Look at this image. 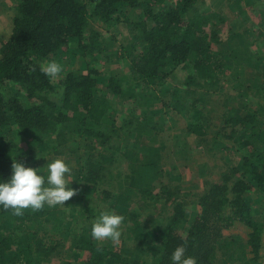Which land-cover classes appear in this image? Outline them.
Here are the masks:
<instances>
[{"label": "trees", "instance_id": "trees-1", "mask_svg": "<svg viewBox=\"0 0 264 264\" xmlns=\"http://www.w3.org/2000/svg\"><path fill=\"white\" fill-rule=\"evenodd\" d=\"M163 1L15 0L11 34L0 43V181L10 178L14 161L37 169L45 163L39 162L38 154L49 148L50 141L56 142L57 148V143L63 146L74 138L89 152L88 160L78 169V178L93 192L101 188L107 177L104 172L121 155L133 158L137 164L131 167L124 183L119 176L108 211L94 214L85 197L83 201L79 199L85 202L81 210H86L90 221L79 232H72L73 222L66 220L65 211L57 206H45L39 211L26 209L21 216L0 206V264H43L60 255L64 245L62 235L71 233L74 257L80 264H171L172 253L181 245H186V256L194 257L197 264H264L263 102L258 108L246 107L245 115L231 116L227 121L236 123L234 128H228L229 124L227 129L222 127L237 150L246 148L249 153L242 158L238 177H234V170L221 183L205 184L199 195L202 212L192 222L187 224L183 201L174 199L173 211L164 223L156 224L152 231L136 225L142 245L138 248L140 255L131 259L114 242L101 243L91 236L93 218L103 212L122 215L124 222L139 217V212L130 207L137 196L144 207L148 206L146 195L152 196V185L161 172L153 156L160 149L148 147L141 138L159 139L162 125L154 120V114L146 112L138 116L131 109L118 123L115 103L132 99L142 102V85L163 82L177 67L189 70L185 82L188 86L219 87L228 62L236 49H241V45L227 49L222 46V25L226 19L222 14L203 12L200 6L206 0ZM133 10L141 12L138 20L129 23L140 50L130 53L128 72L112 69L104 73L97 67L99 59L108 63L111 54L117 53H106L108 47L92 24L114 25ZM133 44L123 45L124 50H133L136 47ZM64 56L72 62L78 59L81 65L68 71L58 85L41 71V65L44 60L50 62ZM255 56L253 52L248 58ZM259 61L264 63V54L256 59V63ZM245 77L243 94L247 96L250 91L264 99V71L257 82L249 81L247 74ZM161 101L164 102L163 97ZM179 104L183 103L178 98L175 106ZM190 111L196 119L203 116L194 107ZM199 126L191 128L204 135ZM117 138L119 142L115 143ZM97 147L105 150L95 155ZM138 150H146L149 161L139 162ZM37 172L46 178V170ZM166 191L164 188L163 192ZM105 193L110 195L111 191ZM237 223L246 228L245 236L238 232L224 233V229ZM142 253L148 256L141 258ZM61 264L73 262L64 260Z\"/></svg>", "mask_w": 264, "mask_h": 264}, {"label": "rangeland", "instance_id": "rangeland-1", "mask_svg": "<svg viewBox=\"0 0 264 264\" xmlns=\"http://www.w3.org/2000/svg\"><path fill=\"white\" fill-rule=\"evenodd\" d=\"M177 1L164 0L163 3ZM200 8L203 12H210L215 16L222 14L226 19L222 25L224 30L221 34L222 38L224 37L222 46L225 49H227L226 47H239L241 45V49H236L235 56L228 62L226 73L219 82L220 86L216 88H201L197 85L188 86L185 82L190 73L189 70L177 67L172 70L163 82L158 81L142 85L140 89L142 90L143 98H141L142 102L138 103L142 106L144 105V107L139 105L135 99L122 102V104L120 101L118 104L115 103L119 113L118 123L124 119L126 112L131 109L138 116H143L146 112L154 114V120L163 127L161 136L158 135L159 139L155 140L154 136H142L141 138V141L145 140L148 143V147L160 149L153 154L155 163H157L161 172L152 185V196L146 195L149 204L144 207L145 204H142L138 196L135 197L136 202L132 203L130 210H136L140 215L132 219L129 218L128 222L123 221L120 226L122 233L120 240L119 242H114L116 248L123 251L130 259L133 255H140L138 248L142 245V236H140V232L135 231L138 223L143 230L152 231L156 224L165 222L164 219H167L173 211L174 199H178L183 201L186 207L187 224H189L196 215L202 212L199 204V195L205 190L207 182L215 181L221 183L234 170H236L234 177L240 175L242 158L249 153V149L242 148L237 150L233 146V142L223 133L222 127L225 126V129H227L226 125L229 124L228 128H234L237 124L227 121L231 119V116L245 115L246 107L258 108L259 104L264 103V99L257 97L250 91H248L247 97L246 94H243L244 88L242 87V80L246 79V74L249 81L257 82L264 71L263 61L256 63V59H259V56L264 54V0H206L204 4H201ZM15 11V0H0V43L2 39L7 38L11 34L13 28L12 19ZM140 15L141 12L139 10H133L128 14L127 18L123 17L121 22L119 21L114 25L107 26L102 22L92 24L94 29L100 31L101 41H104L103 45L108 47L106 53H117V55L111 54L112 58L108 63L103 59H99L97 67L100 71L104 73H108L112 69H122L124 72L129 71L130 53L140 50V47L137 46L138 42H135V38H133L134 29H131L129 23L134 19L138 20ZM247 28L250 31H243ZM239 32L242 33L240 34ZM236 33L239 34L236 35ZM86 34V40L88 41L89 32ZM130 44L136 45V47L126 52L123 45L127 46ZM246 44L248 46L243 50ZM253 52L256 56L253 59H249L248 57ZM54 61L62 67V72L53 78V81L58 85L68 71L78 69L81 65L78 59L72 62L71 59L65 56L63 59ZM47 62L49 61L44 60L42 64ZM239 75H241V78H239ZM60 90L61 87L59 86ZM191 91L193 92L192 94L190 93ZM152 96L160 98L153 99L151 98ZM54 97L57 98L58 94ZM162 97L164 102L161 101ZM150 98L151 101L148 102ZM178 98L183 104L175 106ZM124 104L126 105L124 106ZM193 107L202 113L203 116L200 119H196L193 116L194 114L191 113L190 108ZM143 108L147 110L145 113ZM170 115L173 118H168ZM198 124H200L198 130L202 131L204 135L192 130L191 127ZM160 141L163 142L164 147H162ZM118 142L119 138L115 139V143ZM22 145H25V143H22ZM104 150L102 147H97L93 154L96 155ZM145 151H139L141 154L139 162L149 161L150 157L148 158ZM88 154L89 152L83 149L82 142H78V139L75 138L68 144L64 143L63 146L57 143V148L56 142L50 141L49 148L38 154L39 162H45L44 164L41 163L40 167H37L38 170L47 171V164L55 159H63L72 169V174L67 177V180L68 186L76 190V195L66 201L65 206H57L65 211V219L73 222L72 232H79L82 226L90 222L89 217L85 214L86 210H81L85 202H81L79 199L84 196L86 204L93 209L94 214L99 211H108L112 204L111 200L116 194L115 190L119 176L124 183L131 167L137 164L133 158L125 157L124 154L121 155L110 166V170L104 172L107 177L102 180L101 188L93 192L85 182L78 178V169H80L83 161L87 159ZM156 154H160V156ZM153 156L152 158L154 159ZM124 188H127L126 184ZM164 188L167 193L163 192ZM105 191H111V194L107 195ZM252 193L254 192H250V194ZM170 196H172L173 200H170ZM257 203L262 205L261 202ZM98 216L93 218V221ZM182 222L186 224L185 221ZM246 231V228L239 223L233 225L230 229H224L225 234L238 232L244 236ZM55 236L58 235L55 234ZM62 237L64 245L61 247L60 255L52 256L49 261L43 264H61L64 260H70L73 264H80L78 259L74 257L75 250L73 249L72 233L70 236L62 235ZM100 242L113 243L111 240ZM147 256L144 253L141 254V258H146Z\"/></svg>", "mask_w": 264, "mask_h": 264}, {"label": "clouds", "instance_id": "clouds-1", "mask_svg": "<svg viewBox=\"0 0 264 264\" xmlns=\"http://www.w3.org/2000/svg\"><path fill=\"white\" fill-rule=\"evenodd\" d=\"M41 71L55 78L62 72V67L50 61L41 65ZM71 174L72 169L63 159H55L47 164L46 178L38 174L37 169L14 161L10 178L0 181V206L17 216L23 215L26 209L39 211L45 206H65V202L76 195V190L68 186L67 177ZM124 219L115 212L101 213L92 225V238L98 242H119L122 235L120 226ZM170 260L171 264H197L194 257L186 256V245L178 246Z\"/></svg>", "mask_w": 264, "mask_h": 264}]
</instances>
